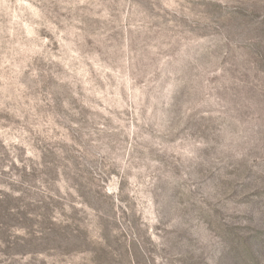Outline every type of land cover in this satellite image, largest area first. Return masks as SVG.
<instances>
[{
    "label": "rangeland",
    "instance_id": "1",
    "mask_svg": "<svg viewBox=\"0 0 264 264\" xmlns=\"http://www.w3.org/2000/svg\"><path fill=\"white\" fill-rule=\"evenodd\" d=\"M0 264H264V0H0Z\"/></svg>",
    "mask_w": 264,
    "mask_h": 264
}]
</instances>
